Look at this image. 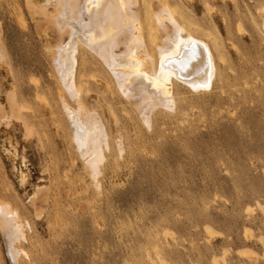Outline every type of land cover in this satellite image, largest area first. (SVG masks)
<instances>
[{
    "label": "rangeland",
    "instance_id": "1",
    "mask_svg": "<svg viewBox=\"0 0 264 264\" xmlns=\"http://www.w3.org/2000/svg\"><path fill=\"white\" fill-rule=\"evenodd\" d=\"M45 1L0 0V264H264V0H129L137 27L109 0L92 17L78 16L83 0ZM162 2L183 27L153 22ZM81 16L105 32L98 45L70 33ZM163 28L208 43V89L166 83L169 101L164 86L142 85L133 61ZM67 44L70 90L53 63ZM68 107L82 111L92 155L77 149ZM2 202L22 226L14 258Z\"/></svg>",
    "mask_w": 264,
    "mask_h": 264
},
{
    "label": "bare ground",
    "instance_id": "2",
    "mask_svg": "<svg viewBox=\"0 0 264 264\" xmlns=\"http://www.w3.org/2000/svg\"><path fill=\"white\" fill-rule=\"evenodd\" d=\"M47 1V0H46ZM44 2V4H46L47 2H49V1H47V2ZM60 1V0H59ZM59 1H57L56 0V5H58V3L57 2H59ZM62 1V0H61ZM82 1V0H81ZM97 1V0H96ZM95 1V2H96ZM99 1V0H98ZM98 1L96 2L98 5H96V3L94 2V4L97 6V7H95L94 5H93V7H95V8H93L92 6V8L90 9V7H89V4H91V3H93L92 1L91 2H89L88 3V6L86 5L87 4V0L85 1V0H83V2H86V4L85 5H82V6H84V7H82L81 9L79 8V10L77 11L78 13V16H79V14H81L82 16H85L86 14L88 15V16H90V17H92V15H98L100 12H98V10H99V8H100V10H101V7H102V5H103V3L104 2H101V0H100V2L98 3ZM111 3H114V4H116V5H118L119 7H120V11H121V13L119 14V15H116L115 16V18H117V19H120L121 17H130V21H132V22H136V27H137V23H138V25H140V24H142V21H141V19H140V16H138L139 15V12H138V7H135L136 8V11L138 12V15L137 14H135L134 13V11L129 7V8H127L128 7V4H130L129 3V0H109ZM133 1H136V0H133ZM160 1V0H159ZM158 1V2H159ZM131 2V1H130ZM64 3V2H63ZM110 3V5H112ZM132 3H134V2H132ZM156 3V2H155ZM48 4V3H47ZM136 5H137V3H135ZM158 5V4H157ZM86 6V7H85ZM81 7V6H80ZM89 7V8H88ZM105 7H108V6H105ZM112 7V6H111ZM41 8H43V7H41ZM156 9V8H155ZM107 10V9H106ZM115 10V9H114ZM73 11H74V9H73ZM104 11V13L106 12L105 11V9L103 10ZM75 12V11H74ZM109 12V11H108ZM113 12V11H112ZM66 13V12H65ZM104 13H102V15L104 14ZM129 13V14H128ZM146 13V12H145ZM150 13V12H149ZM174 8H173V10L171 9V7L167 4V3H165V2H162L161 4H160V6L158 7V9H157V11L155 12V14H154V16H153V22H155L156 24H157V22L159 23V24H161L163 27H164V25L166 26V24H165V22L168 20L169 21V23L173 26V29L175 30V31H177L176 30V27L175 26H177L176 24L178 23V25H179V22L176 20V18H175V16H174ZM72 14H74V13H72ZM85 14V15H84ZM106 14V13H105ZM104 14V15H105ZM100 15V14H99ZM66 16V15H65ZM68 16H69V14H68ZM82 16L81 17H79V18H75V22H76V20H77V23H74V22H72L71 24H69L68 26L70 27V30H71V34H72V36H74V39L77 37V39H79V41L81 40V42L82 41H84V42H87V40H89V41H92L94 44H92V45H98L99 43H100V41H102V38H104V33H103V31L102 30H94V31H97V32H95V33H91L90 31H92L93 32V30L92 29H90V31L88 32V30L86 29L87 28V26H85V25H83V23H84V21H82L83 20V18H82ZM112 16V15H111ZM146 16V15H145ZM63 17V16H62ZM94 17V16H93ZM99 17V16H98ZM103 17V16H102ZM110 17V16H109ZM110 19H111V17H110ZM128 19V18H127ZM107 20H109V19H107ZM128 20V21H129ZM66 21V20H65ZM70 21H72V20H70ZM104 21V20H103ZM118 21V20H117ZM116 21V23H120V21L119 22H117ZM105 22V21H104ZM103 22V23H104ZM123 23L125 22L124 21V19H123V21H122ZM74 23V24H73ZM155 23H151V25L150 26H152V24L154 25ZM91 24V23H90ZM94 24H96V22L94 23ZM100 24V23H99ZM133 24V23H132ZM158 24V25H159ZM97 25V24H96ZM111 25H112V23H111ZM118 25V24H117ZM117 25L115 26V27H117ZM143 25V24H142ZM140 26V30L142 29L141 27H143V26ZM181 25V27H183L182 26V24H180ZM179 25V26H180ZM60 26V25H59ZM92 26H94L93 28H95L96 29V27H98V25L95 27V25H93L92 24ZM102 26V25H101ZM105 26V25H104ZM110 25H108V26H106L107 27V30H109V29H111V27H109ZM149 26V25H148ZM149 26V27H150ZM162 26H160V27H162ZM86 27V28H85ZM119 27V26H118ZM120 27H121V25H120ZM125 27V25H123V28ZM148 27V28H149ZM159 27V26H158ZM170 27V26H169ZM262 27H263V29H264V16H263V21H262ZM60 28H61V26H60ZM90 28H91V25H90ZM102 28H104V27H102ZM139 28V27H138ZM151 28V27H150ZM164 28H168V25H167V27H164ZM163 28V29H164ZM178 28V27H177ZM116 29V28H115ZM118 29V28H117ZM122 29V28H121ZM169 29V28H168ZM61 30H62V28H61ZM69 30V29H68ZM67 30V31H68ZM113 31H114V27H113V29H112ZM111 30V31H112ZM125 30V29H124ZM170 31V30H165L164 29V32L161 34V37H162V41H161V43H158V44H156L155 43V46H154V48L152 47H147V49H146V52H145V54H144V56H141V57H139L136 61L134 60L133 62L134 63H136L138 66L135 68V70H136V72H137V75H140V77H142V78H140V79H142V81L143 82H141L142 83V85H146V87H148V85L150 86V85H153V86H164V90H165V92H166V94H167V97H168V100L169 101H171V88L170 87H167L166 86V83H171V85L172 84H174V83H176V84H179V85H182V86H184L185 88H187V89H189V90H191V91H200V90H206V89H208L209 88V86L211 85V83H212V81H213V79H214V70H216L217 69V67H216V69H215V67H214V65H216V64H214V62H215V59L212 57V53L210 52V50H209V47L207 46L208 45V43L207 42H205L204 40L203 41H200L199 39L197 40L193 35H191L189 32V34L187 35V37H185V38H180L181 36H180V34H177V36L175 37L174 36V34L176 33L175 31ZM105 31V30H104ZM112 31V32H113ZM122 31V30H121ZM137 31V30H136ZM135 31V32H136ZM138 31H139V29H138ZM150 31H151V29H150ZM170 31V32H169ZM140 32H142V30L140 31ZM171 32H173V33H171ZM175 32V33H174ZM117 33H118V31H117ZM152 33V32H151ZM149 34H150V32H149ZM193 34V33H192ZM125 35V34H124ZM140 35H142L141 33H140ZM151 35V34H150ZM70 36V35H69ZM106 36V35H105ZM109 38H110V36H109ZM121 38H122V36H121ZM124 38V37H123ZM73 39V38H72ZM114 39V38H113ZM116 39V38H115ZM71 41V40H70ZM74 40H72V42H73ZM78 40L77 41H75V42H79ZM103 41H105V40H103ZM112 42H113V40H111ZM110 41V42H111ZM115 41V40H114ZM68 42V41H67ZM67 42H65V43H67ZM108 42V41H107ZM107 42H104V43H107ZM117 42H119V44H121L120 43V41H119V39H118V41ZM116 42V43H117ZM131 42V41H130ZM155 42V41H154ZM83 43V42H82ZM115 43V42H114ZM114 43H112V45L114 44ZM77 44H80V42L79 43H77ZM77 44H73L72 43V46L74 45V46H77ZM89 44V47H90V50H91V43H88ZM82 45V44H81ZM84 46H85V44H83ZM110 45V44H109ZM124 45V44H123ZM146 45V44H145ZM72 46H71V44L70 45H65V46H63V47H59L58 49H56V53L54 54L53 53V63L55 64V70H56V72L58 73V77H59V79H60V82H61V84H62V86H63V88H65V89H68L67 88V86H70V83H72V81H73V77H74V74L76 75H78V73H79V71H78V73H77V71L75 72V70H78V69H76L77 67V58H76V56L74 55V54H76V51L75 50H77V49H73L72 48ZM100 46V45H99ZM104 46H106L105 44H104ZM86 47V46H85ZM88 46L86 47V48H89ZM128 47V46H127ZM78 48V47H77ZM97 49H98V47H96ZM103 48V47H102ZM106 47H104V49H105ZM116 48H118V47H116ZM146 48V47H145ZM92 49H93V47H92ZM133 49V48H132ZM98 50H100V49H98ZM120 50V49H119ZM131 50V49H130ZM148 50V51H147ZM75 51V52H74ZM97 51V50H96ZM105 51H106V49H105ZM105 51H102L103 53L105 52ZM113 50H111V51H109V52H106L107 53V55H108V57H111V58H114V60L116 59V56H115V53H116V51H115V53H113L112 52ZM101 51L99 52V54H101L102 53ZM121 52V51H120ZM123 52H124V49H123ZM102 53V54H103ZM117 55H118V52L116 53ZM125 55V54H124ZM214 55V54H213ZM120 56V55H119ZM99 57H101V55H99ZM120 58V57H119ZM123 58H124V56H123ZM102 59V58H101ZM214 59V60H213ZM107 60V59H106ZM122 60H126V56H125V58L124 59H122ZM105 61V60H104ZM113 61V60H112ZM115 61H117V59L115 60ZM124 61H119L118 62V64H116V65H118V66H120L119 65V63H121V62H124ZM117 63V62H116ZM124 63H126V62H124ZM53 64V65H54ZM105 64V63H104ZM107 65V64H106ZM109 65H111V64H109ZM109 65H107V66H109ZM116 65H112L113 66V68L116 66ZM111 66V67H112ZM124 66V65H123ZM122 66V67H123ZM128 66V65H127ZM122 67H118V68H121V70H119L118 69V71H124V70H126L127 71V69L128 68H126V69H124L123 70V68H125V66L122 68ZM107 69H109L110 70V68H108L107 67ZM112 69V68H111ZM114 70V69H113ZM115 70H117V68H115ZM111 71V70H110ZM117 71V72H118ZM128 71H129V69H128ZM125 72V71H124ZM130 72V71H129ZM141 73V72H143L142 74H139V73ZM122 73V72H121ZM121 73H119V75H123V74H121ZM125 73H127V72H125ZM111 74V73H110ZM115 74H116V71H115ZM111 75H113V73L111 74ZM132 76V75H131ZM134 76V75H133ZM116 77V76H115ZM118 77V76H117ZM127 77V76H126ZM135 77V76H134ZM119 78V77H118ZM125 78V77H124ZM81 79V78H80ZM126 79V78H125ZM128 80L130 79V81H131V77L130 78H127ZM74 82H75V84H76V78H74ZM161 80V81H160ZM117 81H118V79H117ZM120 81H121V79H120ZM126 81V80H125ZM134 81V80H133ZM135 81H136V78H135ZM138 81H139V79H138ZM129 82V81H128ZM80 83V82H79ZM118 83V82H117ZM126 83H127V81H126ZM126 83H124L125 85H126ZM134 84L135 82H130V84ZM144 83V84H143ZM69 84V85H68ZM119 85H120V83H118ZM121 84L123 85V83L121 82ZM132 84V86H134V85H136V83L133 85ZM137 84H138V82H137ZM78 85H80V84H78ZM119 85H117V86H119ZM122 85H121V87H120V89L122 88ZM128 85H129V83H128ZM127 85V86H128ZM141 85V86H142ZM168 85H170V84H168ZM140 86V87H141ZM118 87V88H119ZM126 87V86H125ZM125 87H123V88H125ZM139 87V86H138ZM122 88V89H123ZM128 88V87H127ZM126 88V89H127ZM130 88V87H129ZM149 88V87H148ZM147 88V89H148ZM69 90H70V88H69ZM67 91V92H69V94H71V92L70 91ZM72 90V89H71ZM78 90V89H77ZM125 90V89H124ZM119 91H123V90H119ZM126 91V90H125ZM125 91H123L124 92V94L126 95V93H125ZM73 92H74V90H73ZM129 92V91H128ZM123 94V93H122ZM130 94H131V92H130ZM129 94V95H130ZM73 95V94H72ZM77 95H78V93H77ZM124 95V96H125ZM128 95V96H129ZM127 96V95H126ZM60 97V96H59ZM71 98V97H70ZM127 98V97H126ZM139 98V97H138ZM137 98V99H138ZM64 99V98H63ZM77 99H79V98H77ZM136 99V98H135ZM129 100V99H128ZM131 100H133V98L131 99ZM168 100H160V99H158L157 100V102H159L160 104H162L165 108H170V104H169V102H167ZM81 101V100H80ZM82 102V101H81ZM131 102V101H130ZM137 103V102H136ZM63 104V103H62ZM76 104H78V103H76ZM133 104V103H132ZM158 104V103H157ZM79 105V104H78ZM84 105V104H83ZM78 107V106H77ZM66 108V107H65ZM69 108V107H68ZM81 108H82V105H81ZM155 108V107H154ZM71 108H69V110H70ZM86 109V108H85ZM151 109V108H150ZM68 110V118L69 119H71L72 120V125H73V135H74V137H73V139H74V142L76 143V146L78 147L77 149H79L80 150V152H81V154H88V155H92V153L90 152V151H88V149H87V147L88 146H86L84 143H85V137H87L88 135H87V133H86V126L80 121L81 119H80V113L82 112H80L79 113V111L77 110V109H73V110H70L69 111ZM83 110V109H82ZM138 110V109H137ZM169 110V109H168ZM66 111H67V109H66ZM65 111V112H66ZM85 111V110H84ZM93 111V110H92ZM139 111V110H138ZM142 111V110H141ZM89 112V111H88ZM67 113V112H66ZM85 113V112H84ZM95 113V112H94ZM85 115V114H84ZM95 116V115H94ZM99 117V116H98ZM90 119H92V118H90ZM97 119V118H96ZM145 119H147L148 120V118H145ZM88 121H89V118H88ZM87 121V122H88ZM92 121V120H91ZM95 122V121H94ZM93 123V122H92ZM92 123H91V128L93 129V130H95L96 129V131H97V128H95L94 127V124L92 125ZM145 123V122H144ZM150 123V122H149ZM149 125V124H148ZM88 127V126H87ZM98 127V126H97ZM95 128V129H94ZM88 132H90V130L88 131ZM86 133V134H85ZM102 133H100L99 135H101ZM85 135H87V136H85ZM98 134H96V136H97ZM85 136V137H84ZM89 136H90V134H89ZM92 136V135H91ZM85 138V139H84ZM87 139L89 140V138L87 137ZM93 139V141H94V139L95 138H92ZM97 139V138H96ZM100 139V138H99ZM98 140V139H97ZM90 142H92V140L90 141ZM87 143V142H86ZM104 143V142H103ZM90 146H91V144H90ZM101 147V146H100ZM91 149V148H90ZM101 149V148H100ZM80 154V153H79ZM87 155V156H88ZM94 155V154H93ZM100 155H102L101 153H100ZM100 155H98V157H101ZM103 156V155H102ZM97 157V159L99 160V162L100 161H102V159L101 158H98ZM120 157V156H119ZM92 159V158H91ZM88 163H89V165L90 166H92V168H94V167H97L95 164H97V160H96V162L95 161H91V160H89L88 159ZM93 162H95L94 164H93ZM101 164V163H100ZM95 170V169H94ZM99 186V185H98ZM2 204H4L5 205V203H3L2 202ZM1 207V206H0ZM3 208V210H5L4 212H2L1 213V217H2V219L3 218H9V221L8 222H4L3 224V227L5 228V230H4V235L5 236H7V239H8V242L7 243H9V253H10V255L12 256V258H14V252H16V249H15V246L13 245L14 243H12V240L14 241V239H13V237H14V235H16V234H19L21 231H22V228L20 229V227H22V226H20L19 227V225H18V223H16V218L18 219V217H16V218H14V219H12V216L11 215H13V213H12V209H11V207H9L7 204L4 206V207H2ZM1 209V208H0ZM1 212V211H0ZM15 215V214H14ZM11 217V218H10ZM14 217V216H13ZM21 220V219H20ZM20 224V223H19ZM21 225H23V223H21ZM3 228V229H4ZM22 233V232H21ZM22 236V239H24L23 238V234L21 235ZM14 246V247H13ZM14 248V249H13ZM15 250V251H14ZM14 251V252H13ZM16 261V260H15ZM16 263V262H15Z\"/></svg>",
    "mask_w": 264,
    "mask_h": 264
}]
</instances>
